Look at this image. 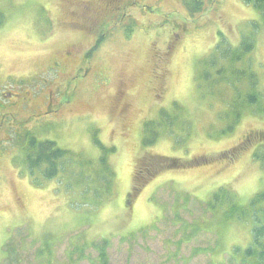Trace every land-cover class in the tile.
Segmentation results:
<instances>
[{
	"label": "rangeland",
	"instance_id": "rangeland-1",
	"mask_svg": "<svg viewBox=\"0 0 264 264\" xmlns=\"http://www.w3.org/2000/svg\"><path fill=\"white\" fill-rule=\"evenodd\" d=\"M96 1L0 0V92L20 95L26 107L9 110L15 134L55 141L99 170L96 138L116 149L107 161L117 174L114 196L99 191L110 199L90 209L74 196L79 190L36 185L16 164L15 131H1L0 264H100L101 253L106 264H241L234 249L251 244V224L208 204L220 188L241 205L264 190V117L244 114L232 133L219 134L234 94L198 78L219 34L238 45L257 13L242 0H204L203 14L191 18L183 0H139L124 23L100 12L99 23L111 26L90 34L75 14L81 2ZM93 36L105 39L88 65L91 75L73 77L69 64L51 69L62 52L91 50ZM253 62L264 91L263 31ZM47 103L53 107L45 111ZM171 108L182 109L183 133L162 128L158 142L144 148V125Z\"/></svg>",
	"mask_w": 264,
	"mask_h": 264
},
{
	"label": "trees",
	"instance_id": "trees-1",
	"mask_svg": "<svg viewBox=\"0 0 264 264\" xmlns=\"http://www.w3.org/2000/svg\"><path fill=\"white\" fill-rule=\"evenodd\" d=\"M242 1L245 5L255 10L258 15L257 19L247 23L244 32H242L240 42L236 46H232L227 42L223 34H219L220 39L212 52L200 63L201 73L199 74V81H206L210 84L222 82L229 85L234 94L233 99L230 101L231 103L229 102L227 105V107H232L226 113L227 118L230 119L228 120L229 124L219 133L221 135L232 133L238 124H240L244 114L264 117V91L259 90L261 86L260 79L256 70L257 67L256 69L254 68L253 62V55L258 45V37L262 31L264 32V0ZM183 3L189 17L196 18L203 14L204 0H183ZM131 33H133V29L128 28L126 36L129 37ZM101 40L104 39L101 38ZM260 68L264 69L262 66ZM244 83H246V87H242ZM243 89L246 90L243 92ZM8 110L4 111V113L8 112ZM13 114L15 116V113ZM182 117V109L180 108L163 109L158 121H149L144 125L143 147L147 149L155 145L159 139V130L162 128H169L171 131L183 133L180 130L184 127L183 122L180 120ZM186 117L187 113L185 115ZM28 118H26V121ZM2 120L1 117L0 125L5 124L1 130L2 132L8 133V130H13V132L14 130H20V128H14L12 124ZM189 128L191 127L189 126ZM16 131L13 133L14 137L16 136L13 145L19 152V158L16 164L20 169H26L30 178H35L36 185H41L43 182L55 181L58 190H62L64 194H68L71 190L75 192L79 190V193L74 196L82 197V199L87 201L85 204L89 203V208L94 210L98 209L99 205L104 203V198H108L99 196L101 194L98 193L99 191L105 194L111 190V196H114L117 174L112 166L110 167L108 165L107 161L110 155L116 153L114 147L108 150L95 138L94 143L101 150V156L98 161L100 164L97 162L96 164L98 165H95L96 169L101 170L100 174L99 170H94L87 166L91 165L90 161L82 162L86 158L81 154L72 156L68 151L60 149L55 141L37 139L31 136L29 132H25L20 137L15 134ZM182 142L183 140L176 142L174 139L173 141L174 144L178 143L179 145ZM239 148L236 149V152L230 153L229 156L237 154L240 152L239 150L244 149L243 147ZM1 155L2 152H0ZM69 157L71 158L66 160ZM69 161L73 163L67 167ZM72 166L80 167L81 170L79 173L68 172L67 170ZM85 169H89L90 171L93 169L92 171L94 173L92 174V171L89 172V170ZM142 174L144 173L141 172L137 176L142 177ZM229 190L228 188L218 189L213 194V200L209 202L208 206L212 210H215L217 206L228 207L231 213L230 216L240 222L251 224V244L245 250L239 248L234 249V253L241 264H264V190L256 194L246 205H241L236 196ZM87 210L89 211V209ZM101 251L104 252L103 249ZM103 256L104 253H101L100 264H106L102 260Z\"/></svg>",
	"mask_w": 264,
	"mask_h": 264
},
{
	"label": "flooded vegetation",
	"instance_id": "flooded-vegetation-1",
	"mask_svg": "<svg viewBox=\"0 0 264 264\" xmlns=\"http://www.w3.org/2000/svg\"><path fill=\"white\" fill-rule=\"evenodd\" d=\"M139 3H140L139 0H131L129 2L128 1L123 2L121 0H97L96 3L81 2V4H78V9H77V12L75 14V19L76 20H77V18L80 19V20H77V22H79V24H80L78 26H80L81 29H83V30H85L91 34L90 31H97L99 28H102V27L106 28V27L111 26V21H109L107 23H105V22L99 23V19L101 18L100 14L102 12H109L110 15L108 17H110V18H113L114 16L119 14L120 16H119L118 22L123 21V23H124L126 18H127V14H126L127 12L126 11L134 8V6H137V4H139ZM111 9H113V10H111ZM111 11H113L114 13H111ZM96 17H98L99 19H97ZM84 21L88 22V23L90 22V24L85 25ZM118 22H115L114 25ZM93 24H95V25L93 26ZM95 26H97V29H94ZM93 38L94 39L92 42L91 50H89L87 52L84 51V52L80 53L79 56H77V57H75L76 51H73V48L71 51L68 50V51L62 52L60 56L56 57L55 59H52V63L50 66L51 69L55 72H59V71L63 70L69 64V65L73 66V69H75V71L72 74L73 77L76 75V76H82V78H85V77L91 75V73L94 70L90 73L89 72L90 69H89L88 65H91V58H93L96 55L97 51L99 50V48L103 44L104 40H101V38L105 39L104 36H102L100 38H95V36H93ZM92 50H94V51L92 52ZM74 59H76V61H74ZM67 62H69V63H67ZM83 67H85L86 69L83 70ZM14 98L16 101H13ZM20 104H21L20 108H26V107H24L25 103L24 102L21 103V101H20V95L13 94L12 92L7 91V90L1 91L0 92V118L2 117V119H3L2 121L8 122V123L13 125V122L15 120V117H13L14 112L11 113V112H9V110L12 111V110H15L16 108H19ZM48 107L50 109H52L51 107H53V104L47 103V105L45 106V111L48 109ZM7 110H8V112L4 113V111H7ZM43 112H44V110L41 113H43ZM4 122H2V123H4ZM4 125L5 124L0 125V132H1L2 128L4 127ZM14 131H16V130H14Z\"/></svg>",
	"mask_w": 264,
	"mask_h": 264
}]
</instances>
